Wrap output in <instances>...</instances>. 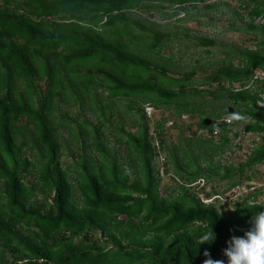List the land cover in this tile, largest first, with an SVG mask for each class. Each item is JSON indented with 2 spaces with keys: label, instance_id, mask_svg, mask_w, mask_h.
Here are the masks:
<instances>
[{
  "label": "trees",
  "instance_id": "trees-1",
  "mask_svg": "<svg viewBox=\"0 0 264 264\" xmlns=\"http://www.w3.org/2000/svg\"><path fill=\"white\" fill-rule=\"evenodd\" d=\"M221 1L0 0V264H227L228 241L244 237L264 211V188L248 185L226 211L189 188L200 179L238 186L264 162V80L254 77L264 72V23H254L264 18V0H239L255 47L223 45L222 57L196 59L199 76L163 58L176 31L135 15ZM181 35L206 54L222 47L187 28ZM146 104L168 113L154 125L164 170L176 179L167 192ZM126 113L136 114L135 132ZM231 113L247 123H226ZM184 114L197 118L190 134L178 123ZM167 120L178 128L170 141ZM236 123L259 140L244 161L222 163ZM200 129L210 135L200 138ZM210 226L214 239L197 243Z\"/></svg>",
  "mask_w": 264,
  "mask_h": 264
},
{
  "label": "rangeland",
  "instance_id": "rangeland-1",
  "mask_svg": "<svg viewBox=\"0 0 264 264\" xmlns=\"http://www.w3.org/2000/svg\"><path fill=\"white\" fill-rule=\"evenodd\" d=\"M163 5L167 6L165 3ZM202 6V3H197L194 7H191L189 4L185 11H178L176 15H171L170 10L167 8H164V10H168V14L156 12L153 17L149 16L147 12L135 14L136 16L145 17L148 21L156 20L159 24L165 26L166 29L177 32L178 36L162 51L163 58H169L167 64L177 72H186L192 67H195L196 75H202V71L198 68L199 64L196 63V59H203V61L209 63L218 57H222L225 50L223 45L227 47L247 48H254L256 45L257 39L254 37L253 32L250 30L244 31L242 29L245 27V23L248 20L246 9L242 2H239V0H222L214 9H206ZM231 22L239 26L240 29H234L230 25ZM254 23H264V18L260 16L255 19ZM174 25H178L179 27L175 28ZM184 28L188 29V35L213 38L216 42L222 44V47H211L210 53L206 54L203 51L204 47L192 46V42H189L181 35ZM213 66H216V64ZM153 109L151 115H147V113L144 112L148 118L149 131L152 130L156 132V129H154L156 121L161 120L167 116L168 113L165 111L162 112V109ZM126 114V117L129 116V119L126 121V126L131 132H135L136 127L131 125V122L136 118V114ZM180 118L178 123L181 121L182 125L185 127L186 125L189 126L185 129V133L190 134L195 128L196 116L189 117L187 114H184ZM170 124L168 120L164 122V136L168 141L175 139L178 131L177 127H172ZM243 125L244 123H236L232 126V131L228 134L230 145L220 156V162L230 161L237 164L238 162L244 161L252 148V143L259 140V136L242 131ZM196 135L200 138H204L208 136V133L205 129H200L197 131ZM72 157L73 155L64 156V163L71 161ZM215 157L218 158L217 155H215ZM64 163L63 165H65ZM154 164L158 165V160H156V158H154ZM249 173H252L255 178L244 179L240 185L234 188H228V185L223 181L213 180L206 183L198 180L191 185L189 190L196 191L198 196L205 203L214 202L220 211L230 210L233 208L235 202L240 201L252 189V187L248 185L261 186V188H264V162L253 166L249 170ZM171 174L170 172V176H161L160 189L162 192H167L174 187L176 179H174ZM204 193H208L210 196L205 198ZM7 257H9L8 254Z\"/></svg>",
  "mask_w": 264,
  "mask_h": 264
},
{
  "label": "clouds",
  "instance_id": "clouds-1",
  "mask_svg": "<svg viewBox=\"0 0 264 264\" xmlns=\"http://www.w3.org/2000/svg\"><path fill=\"white\" fill-rule=\"evenodd\" d=\"M259 106L264 107V102L258 101ZM231 121L247 123L248 117L239 113H231ZM252 227L244 233V237H232L228 241V247L224 250L227 256V264H264V211L252 216ZM214 239V233L210 231L202 234L197 243H209ZM205 256H209L207 251ZM203 264H224L222 260L205 259Z\"/></svg>",
  "mask_w": 264,
  "mask_h": 264
},
{
  "label": "built area",
  "instance_id": "built-area-1",
  "mask_svg": "<svg viewBox=\"0 0 264 264\" xmlns=\"http://www.w3.org/2000/svg\"><path fill=\"white\" fill-rule=\"evenodd\" d=\"M254 77L258 80H264V72L260 71V70H257ZM153 107L149 104H146L144 106V111L147 113V115H151V113L153 112ZM225 122L226 123H232V121L229 119V116H226V118H224ZM169 123H171V120H168ZM149 134L151 136V143L154 147V153H155V158L156 160H158V165H157V168H158V173L160 176H170V172H165L164 170V153L160 147V139L158 137V134L157 132H153L152 130L149 131ZM217 129H214L213 132H212V135L216 138L217 137ZM210 134H208L209 136ZM173 176V174H171ZM200 181H202L200 179ZM237 187V186H235ZM234 188V187H232Z\"/></svg>",
  "mask_w": 264,
  "mask_h": 264
}]
</instances>
